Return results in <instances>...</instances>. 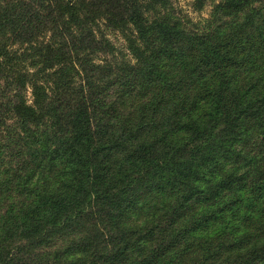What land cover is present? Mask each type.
<instances>
[{
  "label": "trees",
  "instance_id": "trees-1",
  "mask_svg": "<svg viewBox=\"0 0 264 264\" xmlns=\"http://www.w3.org/2000/svg\"><path fill=\"white\" fill-rule=\"evenodd\" d=\"M213 2L212 18H204L203 23H217L226 13L264 6V0H192L191 7L202 11ZM197 26L188 12L178 6V0H0V179L13 171L12 166L2 167L7 154L2 138L24 144L27 132L24 129L20 132L18 126L25 128L26 124H34L47 130L46 137L54 146L47 147L46 153L45 149L29 153L32 163L26 162V167L44 166L42 154L64 152L63 165L57 166L60 173L66 174L61 178L71 185L78 177L81 187L77 193L70 194L66 188L58 189L57 181L45 186L40 200L47 193H53L58 197L57 207L53 204L47 207L31 198L29 206L35 213L40 211V215H34L35 221L55 216L59 221L49 219L54 222L51 226L63 225L68 216L74 217V208L92 200L94 189L98 196L100 187L109 178L106 176L100 181L97 170H112L114 162H108L107 157L115 152L113 145L123 150L124 135L133 138L130 136L134 133L133 127L138 128L137 122L153 125L154 120H159L163 122L160 124L163 132H167L170 128L166 122L175 110L191 102L199 107L187 111V122L178 128L185 140L191 141L197 136L205 140L213 137L212 132L224 129L225 126L218 127L230 110L228 92L238 85L234 65L238 63L236 50L240 47L228 48V43L223 46L219 39L207 33L217 32L210 28L201 31ZM212 28L216 30L217 25ZM115 34L124 38V49L128 52L113 41ZM260 49L264 51L263 41L256 47ZM188 61L197 63L195 71H189L192 64ZM177 77L179 82L170 86L169 80ZM253 81L251 77L250 84L260 87L259 82ZM178 103L181 104L176 107ZM155 106L160 110L158 114ZM122 108H128L123 116L131 124L126 128L114 115L118 116ZM150 131L142 132L138 145L118 162L116 169L122 170V161L128 162L133 170L147 169L166 157V147L160 144L161 135ZM105 141H111L112 146H106ZM67 152L71 158H65L69 157ZM91 168L97 176L94 180L90 177ZM250 173L237 167L226 173L217 186L230 188L235 181L251 179V192L263 191L264 174L256 179ZM6 190L10 189L0 193L3 202L11 197ZM236 205L233 201L203 214L190 229L206 227L225 211L234 210ZM243 221L254 226L249 213ZM21 226L18 233L19 227H12L7 233L0 230V246H9L14 238L23 236L28 239L24 244L27 245L42 235L34 228L28 234L26 222ZM86 237L83 235V241ZM157 250L154 248L143 256L141 264H154L160 256ZM9 252L0 264L13 263ZM42 259H34L29 264Z\"/></svg>",
  "mask_w": 264,
  "mask_h": 264
},
{
  "label": "rangeland",
  "instance_id": "rangeland-1",
  "mask_svg": "<svg viewBox=\"0 0 264 264\" xmlns=\"http://www.w3.org/2000/svg\"><path fill=\"white\" fill-rule=\"evenodd\" d=\"M191 1L178 0V6L188 12L201 31L210 28L217 33H207L219 39L223 46L228 43V48L236 45L242 49L237 48L238 63L234 65L238 85L228 90L230 110L218 127L225 126L224 129L219 133L212 132L213 137L208 136L205 140L201 136L185 140L178 128L187 122V111L199 107L191 102L184 103L183 109L175 110L171 120L166 122L170 128L167 132H163V125L160 126L163 122L159 120H154L153 125L137 122L138 128L133 127L134 133L130 136L133 138L124 135L123 150H117L113 145L116 150L107 157L108 162H114L112 170L98 169L97 177L91 168L92 180L94 176L100 181L109 178L100 187V194L96 196L93 188L94 197L74 208V217L68 216L63 225L51 226L54 222L49 219L59 220L53 216L35 221L34 215H40V211L34 212L29 206L30 199L35 197L47 207L52 204L57 207L58 197L53 193H47L40 200L44 187L57 181L58 189L77 193L81 189L79 180L74 178L71 185L62 180L66 174L60 173L57 166L63 165L64 152L58 150L54 155L42 154L44 166L32 164L26 167V162L32 163L29 153L43 149L46 153L47 147L53 148L54 144L46 137L47 130L40 125L18 126L20 132L23 129L27 132L24 144L2 138L3 150L7 153L2 167L12 166L13 171L11 174L6 172L0 179V193L7 188L10 189L7 193H11L7 202L0 199V230L7 233L13 230L12 227H19L18 233L23 228L21 224L26 222L29 224L27 232L34 228L42 235L27 245H24L28 242L26 236L14 238L9 245L11 248L7 244L1 245L0 260L10 251L12 264H29L39 258L43 259L32 264H141V258L156 248L160 256L154 264H264V190L251 192V179L235 181L230 188L217 186L226 173L237 167L250 171V176L256 179L264 174V51L256 50L260 42L264 43V6L226 13L219 22L209 25L203 23V19L212 18L214 2L202 11H196L191 7ZM215 24L216 30L212 28ZM112 39L120 49L128 52L124 49V38L115 34ZM187 63L192 64L189 71H195L197 63ZM244 76L248 79H241ZM251 77H254L253 83L259 82L262 88L250 84ZM179 80L180 77L171 78L169 85L174 86ZM179 104L175 106L179 107ZM127 109L122 108L118 116L114 114L116 121L122 123L119 125L125 128L131 124L123 116ZM154 109L158 114V107ZM141 110L144 111L143 105ZM12 124L16 128L13 120ZM147 129L161 135L163 141L160 144L166 147V157L147 169L133 170L124 161L121 162L122 170L116 169L118 162L138 145L142 132ZM104 143L112 146L111 141ZM67 154L69 157L65 158H71L70 152ZM9 179L12 180L7 182ZM129 181L133 182L128 184ZM65 200L69 204V198ZM233 201L237 202L234 210L225 211L206 227L190 229L203 214L219 210ZM246 213L252 215L254 226L243 221ZM169 233L173 234L170 236ZM83 235H88L84 241Z\"/></svg>",
  "mask_w": 264,
  "mask_h": 264
}]
</instances>
